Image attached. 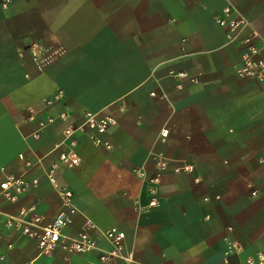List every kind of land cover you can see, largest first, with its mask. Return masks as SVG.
I'll return each mask as SVG.
<instances>
[{
  "label": "crops",
  "instance_id": "1",
  "mask_svg": "<svg viewBox=\"0 0 264 264\" xmlns=\"http://www.w3.org/2000/svg\"><path fill=\"white\" fill-rule=\"evenodd\" d=\"M227 6L247 22L240 37L264 39V0H0V183L38 180L14 202L0 196V264H98L110 249L98 230L112 227L132 264H245L264 252V80L237 74L239 46L215 22ZM32 45L53 55L48 65H36ZM90 113L115 120L111 148L78 132L80 164L54 178L78 209L68 234L89 219L97 247L40 255L5 220L31 206L44 223L55 217L61 200L46 171L64 129ZM160 157L171 162L159 172Z\"/></svg>",
  "mask_w": 264,
  "mask_h": 264
},
{
  "label": "built area",
  "instance_id": "2",
  "mask_svg": "<svg viewBox=\"0 0 264 264\" xmlns=\"http://www.w3.org/2000/svg\"><path fill=\"white\" fill-rule=\"evenodd\" d=\"M11 0H2V6L7 7ZM215 22L219 27L224 28L228 33V42L237 43L240 49L241 62L236 67V72L239 76L249 77L257 80H264V39L259 40L257 35L249 33L240 37V33L246 28L247 22L243 17L231 6L223 9L220 15L215 17ZM28 52L39 68L48 65L53 55L43 52L37 45H32L28 48ZM179 78H184L187 73L180 71L176 74ZM195 82V79L191 80ZM60 92L54 95L53 98H59ZM51 99L45 101L49 105ZM41 109H37V113ZM52 122L49 119L45 122H40V128ZM115 124V120L110 116L100 117L97 114H87L83 122L77 126H67L63 131L62 146L64 150L58 154V159L46 171V176L53 187L57 190L61 200V206L55 217L44 223V217L37 212L36 206H31L28 209H21L18 216L7 217L4 225L7 228L15 229L21 235L33 239L36 242L40 255H48L60 249L69 254L88 253L96 249V242L92 236V232L98 230L96 225L89 219H85L80 230L71 236L67 229L73 223L74 217L78 214V209L74 204V194L71 190L58 187L54 178L55 170L58 166L68 168L80 164V157L76 152L78 132L88 131V138L94 146L110 149L111 144L104 139V135ZM168 130L163 129L160 133V138L167 137ZM23 159L22 155H19ZM170 160L165 157H160L158 161L159 172L168 168ZM26 167H30L31 163L25 161ZM193 166L177 164L173 167V171L191 172ZM141 179L145 178L144 171H137ZM158 173L153 178L149 179L148 191L152 196L148 206H154L156 199L154 196L157 192L159 181ZM38 186L36 178H29L26 175L8 176L0 183V196L6 201L14 202L21 195L30 192ZM253 192L252 195H255ZM105 240L110 245L108 251H102L98 257V264H132L133 254L124 252L123 241L125 233L115 227L107 230H98ZM12 248V245H8ZM4 260V256L0 254V263ZM71 264V263H68ZM245 264H264V252L257 253L254 257L248 258Z\"/></svg>",
  "mask_w": 264,
  "mask_h": 264
}]
</instances>
